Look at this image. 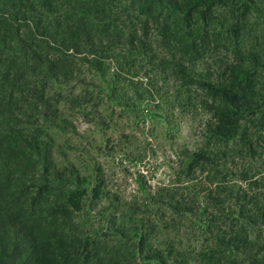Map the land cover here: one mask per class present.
Masks as SVG:
<instances>
[{"label":"trees","instance_id":"16d2710c","mask_svg":"<svg viewBox=\"0 0 264 264\" xmlns=\"http://www.w3.org/2000/svg\"><path fill=\"white\" fill-rule=\"evenodd\" d=\"M219 7L242 9L228 35L241 61L230 63L220 81H198L215 119L208 138L223 146L239 140L251 150L243 121L262 112L264 95L256 90L258 60L246 62L238 27L248 13L264 14V0H0V264H190L139 226L113 227L117 241L89 234L82 219L100 190L90 197L86 178L58 155L56 137L73 129L66 111L90 100L68 89L84 65L98 72L110 55L145 54L146 39L130 27L137 18L181 28V52L193 60L207 33L200 18ZM219 156L196 151L192 162L212 166ZM247 196H237L228 222L204 217L191 194L167 197L173 213L206 230L225 224L198 264H264V198Z\"/></svg>","mask_w":264,"mask_h":264},{"label":"rangeland","instance_id":"374dc122","mask_svg":"<svg viewBox=\"0 0 264 264\" xmlns=\"http://www.w3.org/2000/svg\"><path fill=\"white\" fill-rule=\"evenodd\" d=\"M235 17H243L242 9L219 7L205 22L200 18L207 29L205 38L199 37L204 49L191 60L181 52V28H164L162 19L145 25L141 16L130 27L146 39L145 54L110 55L98 72L84 65L68 87L90 95L85 109L66 111L73 129L56 137L58 155L86 178L90 197L94 188L100 190L82 219L89 234L117 241L113 227L139 226L173 257L198 264L225 224L215 221L210 231L200 227L169 209V195L191 194L201 202L204 217L226 222L238 208V195L246 192V201H263L264 101L262 112L243 121L253 148L239 140L223 146L209 141L212 102L198 82L220 81L230 63L241 61L228 39ZM240 25V48L246 62L253 56L258 60L256 90L264 95V14L248 13ZM196 151H219L220 156L212 166L196 164Z\"/></svg>","mask_w":264,"mask_h":264}]
</instances>
